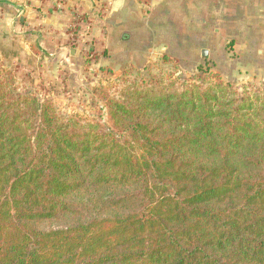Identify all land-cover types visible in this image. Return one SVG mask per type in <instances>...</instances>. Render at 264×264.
<instances>
[{
    "label": "trees",
    "instance_id": "16d2710c",
    "mask_svg": "<svg viewBox=\"0 0 264 264\" xmlns=\"http://www.w3.org/2000/svg\"><path fill=\"white\" fill-rule=\"evenodd\" d=\"M199 70L94 88L107 123L0 66V264H264V83Z\"/></svg>",
    "mask_w": 264,
    "mask_h": 264
},
{
    "label": "crops",
    "instance_id": "0c3cea01",
    "mask_svg": "<svg viewBox=\"0 0 264 264\" xmlns=\"http://www.w3.org/2000/svg\"><path fill=\"white\" fill-rule=\"evenodd\" d=\"M84 1L90 9L96 0ZM111 3L104 23L107 32L104 45L108 52L104 63L143 66L166 54L181 62L188 60L196 67L207 56L228 81L237 80L242 74L264 72V0H111ZM10 5L8 17L0 16L1 58L6 60L4 53L15 46L9 58L12 62L20 60L19 50L22 54L28 52L23 45L26 36H33L27 38L28 48L32 39L35 46L38 42L51 50L59 47L56 36L64 35L55 32L68 20V9L58 16H46L42 14L48 6L38 0H12ZM19 8L26 15L16 24ZM43 26L51 28L50 33L40 31ZM66 39H60L61 44ZM231 43L233 57L227 51ZM205 50L207 55L203 53ZM76 56L70 53V57Z\"/></svg>",
    "mask_w": 264,
    "mask_h": 264
},
{
    "label": "rangeland",
    "instance_id": "374dc122",
    "mask_svg": "<svg viewBox=\"0 0 264 264\" xmlns=\"http://www.w3.org/2000/svg\"><path fill=\"white\" fill-rule=\"evenodd\" d=\"M38 1L48 6L42 15L58 16L68 9V20H63L62 28L55 32V34L64 35L56 36L55 41L57 40L56 44L59 47L51 50L46 46H39L38 42L35 46V40L32 39V41L29 40L32 42L30 49L27 46L29 45L27 40L33 36H26L23 45L29 53L24 51L22 54L19 50L21 59H15L12 62L9 58V54L15 52V46H12L7 49V53H4L6 60L0 56V66L4 65L19 72L21 78L19 77L18 81L22 85L35 91L39 98L51 99L64 115L81 120L108 123L106 108L98 94L94 93V88L105 89L112 96L117 97L128 85L142 80H151L154 77L167 79L172 75L174 80L191 81L198 74L203 73L199 70L200 66H203L204 70L210 68L211 72L220 74L225 82L228 81L226 76H222L215 70L213 61L208 60L207 56H204L203 61L196 67L191 66L188 60L181 62L170 56L172 61L165 62L162 58L166 54L151 59L143 66L134 64L114 66L104 63V58L108 56L104 45L107 39L104 23L112 4L111 0H96L90 9L85 6L84 0ZM11 3L12 0H0V16L8 17ZM25 15L22 8H19L15 16L16 24H19ZM42 28L43 30L40 31L50 33L51 28L47 26ZM60 39L64 41L66 39V42L61 44ZM63 47H68L72 52ZM233 49V43L227 46L229 57L235 54L231 52ZM70 53L73 56L77 54V58L70 57ZM27 56H31V59ZM175 65L178 66L175 67ZM30 75L35 76L31 81L36 87L30 86ZM228 82H232L239 89L243 84L260 85L264 83V72L242 74L239 79Z\"/></svg>",
    "mask_w": 264,
    "mask_h": 264
},
{
    "label": "water",
    "instance_id": "95a60500",
    "mask_svg": "<svg viewBox=\"0 0 264 264\" xmlns=\"http://www.w3.org/2000/svg\"><path fill=\"white\" fill-rule=\"evenodd\" d=\"M205 55H207L208 54V52L205 50L204 52H203Z\"/></svg>",
    "mask_w": 264,
    "mask_h": 264
}]
</instances>
